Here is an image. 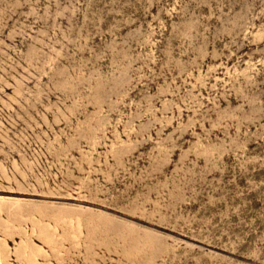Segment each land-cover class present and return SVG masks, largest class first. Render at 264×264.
<instances>
[{
  "label": "rangeland",
  "instance_id": "374dc122",
  "mask_svg": "<svg viewBox=\"0 0 264 264\" xmlns=\"http://www.w3.org/2000/svg\"><path fill=\"white\" fill-rule=\"evenodd\" d=\"M0 264H264V0H0Z\"/></svg>",
  "mask_w": 264,
  "mask_h": 264
}]
</instances>
